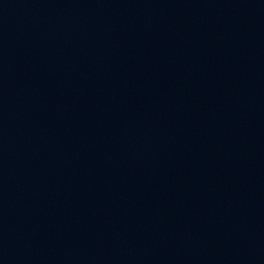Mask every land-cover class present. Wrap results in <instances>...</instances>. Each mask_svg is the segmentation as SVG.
Wrapping results in <instances>:
<instances>
[{"label": "water", "instance_id": "1", "mask_svg": "<svg viewBox=\"0 0 264 264\" xmlns=\"http://www.w3.org/2000/svg\"><path fill=\"white\" fill-rule=\"evenodd\" d=\"M0 264H264V0H0Z\"/></svg>", "mask_w": 264, "mask_h": 264}]
</instances>
